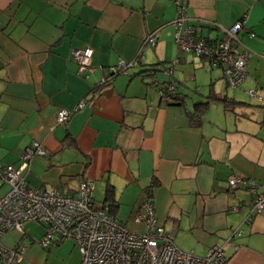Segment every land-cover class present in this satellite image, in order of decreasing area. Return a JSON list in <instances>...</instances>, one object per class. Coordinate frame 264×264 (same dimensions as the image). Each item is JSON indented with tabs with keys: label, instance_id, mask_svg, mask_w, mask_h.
<instances>
[{
	"label": "crops",
	"instance_id": "1",
	"mask_svg": "<svg viewBox=\"0 0 264 264\" xmlns=\"http://www.w3.org/2000/svg\"><path fill=\"white\" fill-rule=\"evenodd\" d=\"M186 12L210 40L247 15L238 48L252 53L237 87L220 66L177 49L172 0H0V163L19 165L36 140L46 152L23 170L28 185L75 194L93 180L95 202L125 224L149 194L179 249L203 256L216 244L224 264H264V209L252 213L249 188L228 185L234 174L251 177L264 193V0H188ZM152 32L155 44L144 45ZM86 46L91 68L81 75L71 52ZM138 54L128 73L104 82L108 66ZM175 56L178 99L164 103L159 67ZM8 189L0 181V195ZM19 232L2 243L25 244Z\"/></svg>",
	"mask_w": 264,
	"mask_h": 264
},
{
	"label": "built area",
	"instance_id": "2",
	"mask_svg": "<svg viewBox=\"0 0 264 264\" xmlns=\"http://www.w3.org/2000/svg\"><path fill=\"white\" fill-rule=\"evenodd\" d=\"M172 2L176 8L174 42L177 49L193 52L212 65L221 66L227 85L238 86L246 76V64L252 53L247 48H238L241 42L238 33L244 28L247 15L221 28L224 37L213 41L200 34V25L189 22L186 12L188 0ZM247 33L253 35L251 31ZM156 39L157 33L152 32L144 38L143 43L152 46ZM92 52L90 46L72 50L79 74L86 75L90 70ZM140 59L141 54L130 60L119 58L116 64L108 66L104 82H109L117 74L128 73ZM178 62L179 57L175 56L170 64L159 67L167 77L157 86V93L164 103L175 101L177 86L172 73ZM247 93L250 97H256V87L249 88ZM83 104L81 99L71 110H57L56 121L65 123L74 110ZM45 152V148L33 140L23 152L19 165L0 163V181L9 185L8 191L0 195V264H24L27 246L18 242L7 247L1 238L10 229L22 232L23 224L28 220L42 224L44 233L38 239L42 247L57 240L73 239L81 253L79 264H224L221 245L211 246L203 256L179 249L171 232L157 221L153 199L149 194L132 216L134 224L142 225V230L136 231L116 219L109 205L95 202L93 180L81 179L75 194L28 185L23 170L32 156ZM228 185L231 188L243 185L249 188L252 213L264 209V193L256 192L253 178L234 174L229 177Z\"/></svg>",
	"mask_w": 264,
	"mask_h": 264
},
{
	"label": "rangeland",
	"instance_id": "3",
	"mask_svg": "<svg viewBox=\"0 0 264 264\" xmlns=\"http://www.w3.org/2000/svg\"><path fill=\"white\" fill-rule=\"evenodd\" d=\"M195 54V53H194ZM197 55V54H195ZM162 76V75H161ZM127 227L133 230H140L141 226L134 225L132 220L126 222ZM23 231H26V235L23 237V241L27 246L24 264H27V260H34L36 264H79L81 260V253L76 246L73 239L68 238L63 241L53 244L50 248L42 247L38 243V239L43 234V226L41 223L35 220H28L23 224ZM19 231L10 229L1 238L3 243L11 245L17 239ZM29 237H33L34 240H29ZM31 241V242H30ZM27 259V260H26Z\"/></svg>",
	"mask_w": 264,
	"mask_h": 264
},
{
	"label": "trees",
	"instance_id": "4",
	"mask_svg": "<svg viewBox=\"0 0 264 264\" xmlns=\"http://www.w3.org/2000/svg\"><path fill=\"white\" fill-rule=\"evenodd\" d=\"M224 37V34H223V31H222V37L221 38H219V39H217V40H220V39H222ZM217 40H213V41H217ZM209 62V61H208ZM209 64H211L210 62H209ZM212 65V64H211ZM213 66H219V65H213ZM221 67V66H220ZM150 70H152V73L154 74V72H155V66H151L150 68H148L147 69V71H150ZM221 70H222V68H221ZM152 73L150 74V75H152ZM222 73H223V70H222ZM247 74V73H246ZM223 77H224V75H223ZM225 79V78H224ZM237 87V86H236ZM217 98V97H216ZM178 99V95H177V93H176V96H175V100H177ZM223 101H226L227 103H234L233 101L234 100H229V99H227L226 97H224V98H221ZM236 102H238V101H236ZM207 106H208V101L207 100H203V101H198V102H196L194 105H193V108H194V111H195V113H197L198 115H200L206 108H207ZM59 240H57L56 242H54V243H57ZM54 243H52V244H50L49 246H47L46 248H50V246H52Z\"/></svg>",
	"mask_w": 264,
	"mask_h": 264
}]
</instances>
